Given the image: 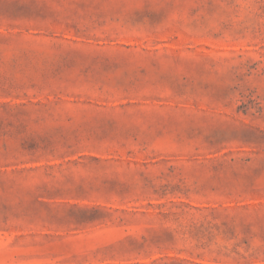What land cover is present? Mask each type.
<instances>
[{"label":"rangeland","instance_id":"1","mask_svg":"<svg viewBox=\"0 0 264 264\" xmlns=\"http://www.w3.org/2000/svg\"><path fill=\"white\" fill-rule=\"evenodd\" d=\"M0 264H264V0H0Z\"/></svg>","mask_w":264,"mask_h":264}]
</instances>
